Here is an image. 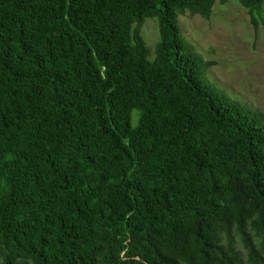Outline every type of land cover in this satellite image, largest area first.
<instances>
[{
    "label": "trees",
    "instance_id": "16d2710c",
    "mask_svg": "<svg viewBox=\"0 0 264 264\" xmlns=\"http://www.w3.org/2000/svg\"><path fill=\"white\" fill-rule=\"evenodd\" d=\"M217 1L0 0V264H264V112L178 24Z\"/></svg>",
    "mask_w": 264,
    "mask_h": 264
},
{
    "label": "rangeland",
    "instance_id": "374dc122",
    "mask_svg": "<svg viewBox=\"0 0 264 264\" xmlns=\"http://www.w3.org/2000/svg\"><path fill=\"white\" fill-rule=\"evenodd\" d=\"M178 20L184 36L206 60L214 62L208 77L234 99L264 112V10L254 25L239 0L217 1L209 18L186 13ZM142 35L154 59L160 40L157 18L146 20ZM236 245L246 257L239 240Z\"/></svg>",
    "mask_w": 264,
    "mask_h": 264
}]
</instances>
